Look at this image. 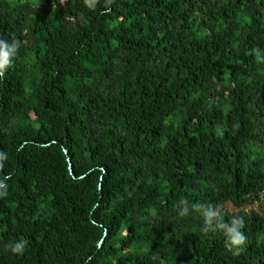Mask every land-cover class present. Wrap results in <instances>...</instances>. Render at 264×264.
Instances as JSON below:
<instances>
[{"label":"trees","instance_id":"obj_1","mask_svg":"<svg viewBox=\"0 0 264 264\" xmlns=\"http://www.w3.org/2000/svg\"><path fill=\"white\" fill-rule=\"evenodd\" d=\"M103 2L0 0V264H264V0Z\"/></svg>","mask_w":264,"mask_h":264},{"label":"clouds","instance_id":"obj_2","mask_svg":"<svg viewBox=\"0 0 264 264\" xmlns=\"http://www.w3.org/2000/svg\"><path fill=\"white\" fill-rule=\"evenodd\" d=\"M115 0H104L102 5L101 15H111L112 4ZM82 6L89 11H96L101 4V0H81ZM22 46L21 41H8L0 38V76L12 66L13 61L19 54ZM255 55L258 61L264 64V51L256 49ZM8 159L7 154L0 152V167H3V162ZM8 195L7 183L5 180H0V199ZM191 210H195L201 214L203 220V232L209 233L220 231L224 235L225 247L229 252L233 250H240L247 241L244 234V221L242 218H233L230 222H225L222 219V209L211 204H194L189 206L188 201H184L182 207L179 208V215L186 217ZM28 246V241L20 239L18 241L10 242L5 245V249L14 256H22Z\"/></svg>","mask_w":264,"mask_h":264},{"label":"rangeland","instance_id":"obj_3","mask_svg":"<svg viewBox=\"0 0 264 264\" xmlns=\"http://www.w3.org/2000/svg\"><path fill=\"white\" fill-rule=\"evenodd\" d=\"M41 2H42V0H35V3H41ZM252 209H254V210H259V208H258L257 205H254V206L252 207Z\"/></svg>","mask_w":264,"mask_h":264}]
</instances>
